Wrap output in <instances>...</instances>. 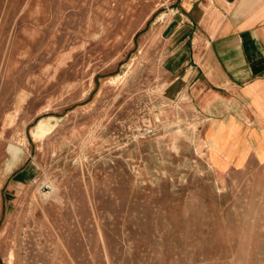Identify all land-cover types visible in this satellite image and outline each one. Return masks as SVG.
Returning a JSON list of instances; mask_svg holds the SVG:
<instances>
[{
  "label": "rangeland",
  "instance_id": "1",
  "mask_svg": "<svg viewBox=\"0 0 264 264\" xmlns=\"http://www.w3.org/2000/svg\"><path fill=\"white\" fill-rule=\"evenodd\" d=\"M178 3L0 0V264H264V108L167 75Z\"/></svg>",
  "mask_w": 264,
  "mask_h": 264
},
{
  "label": "crops",
  "instance_id": "2",
  "mask_svg": "<svg viewBox=\"0 0 264 264\" xmlns=\"http://www.w3.org/2000/svg\"><path fill=\"white\" fill-rule=\"evenodd\" d=\"M177 8L174 52L189 46L191 53L166 58L180 63L164 67L173 82L211 109L264 108V0H179Z\"/></svg>",
  "mask_w": 264,
  "mask_h": 264
},
{
  "label": "bare ground",
  "instance_id": "3",
  "mask_svg": "<svg viewBox=\"0 0 264 264\" xmlns=\"http://www.w3.org/2000/svg\"><path fill=\"white\" fill-rule=\"evenodd\" d=\"M49 130V127L44 121H39L34 129V134H45Z\"/></svg>",
  "mask_w": 264,
  "mask_h": 264
}]
</instances>
